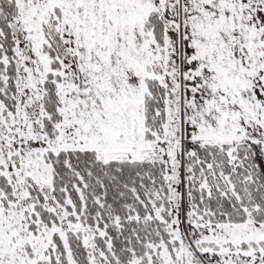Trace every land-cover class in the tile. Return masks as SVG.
Returning <instances> with one entry per match:
<instances>
[{
    "label": "snow or ice",
    "instance_id": "snow-or-ice-1",
    "mask_svg": "<svg viewBox=\"0 0 264 264\" xmlns=\"http://www.w3.org/2000/svg\"><path fill=\"white\" fill-rule=\"evenodd\" d=\"M0 264H264V0H0Z\"/></svg>",
    "mask_w": 264,
    "mask_h": 264
}]
</instances>
